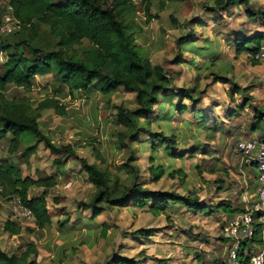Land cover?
<instances>
[{
    "label": "rangeland",
    "instance_id": "rangeland-1",
    "mask_svg": "<svg viewBox=\"0 0 264 264\" xmlns=\"http://www.w3.org/2000/svg\"><path fill=\"white\" fill-rule=\"evenodd\" d=\"M214 5L215 0H152L150 13L155 17L148 24L140 7L136 14L143 28L136 33L137 43L148 48L153 64L170 73L169 89L154 107L149 130L174 133L177 141L172 150L185 154L183 159L173 160L161 145H156L158 159L181 168L185 177L164 175L151 182L149 135L141 133L131 144L132 162L139 169L138 182L150 190L182 195L195 192L207 206L204 212L189 211L180 205L170 209L168 216H157L130 201L93 216L84 204L92 200L95 188L87 181L78 158L108 166L122 179L127 178L119 167L127 150L113 145L112 114L115 105L132 108L133 93L120 88L107 96L97 92L75 98L63 96L60 100L65 115L46 109L38 120L44 134L55 144L68 146L72 155L52 153L29 135H23L17 150L10 153L11 135L0 137V161L13 162L23 175L54 174L58 179L51 188L32 187L29 191L30 196H46L52 224L43 231L35 229L33 217L15 213L9 201L0 199L1 249L18 254L27 244H33L38 251L36 264H108L113 256L134 257L142 260L141 264H224L230 241H226L223 227L231 216L225 214L223 202L243 210L242 194H250L256 187L254 170L236 153V143L252 135L264 136V124L255 123L264 117V60L252 65L247 53L236 52L235 40L264 32L260 19L248 15L264 11V0H248V5L242 3L212 13ZM40 28L43 38H51L45 26ZM189 31V44L194 47L182 49L176 39ZM178 53L180 62L175 61ZM3 60L0 56V64ZM216 76L228 81H217ZM54 82L53 74L38 77L30 90L9 85L6 95L26 97L35 105L52 95ZM196 85L201 90L197 99L182 97L180 102L197 109L173 112L176 99L169 103L168 95L178 88ZM89 142L101 150L104 160L96 157ZM30 146L32 152L27 151ZM191 151L195 153L190 155ZM6 220L20 226L21 233L5 232ZM139 228L152 230L149 239L132 237L130 233Z\"/></svg>",
    "mask_w": 264,
    "mask_h": 264
},
{
    "label": "trees",
    "instance_id": "trees-1",
    "mask_svg": "<svg viewBox=\"0 0 264 264\" xmlns=\"http://www.w3.org/2000/svg\"><path fill=\"white\" fill-rule=\"evenodd\" d=\"M151 3L152 0H0V28L4 5L10 6V12L18 22L17 29L12 33L0 32V56L4 59L0 64V137L7 133L11 135L8 149L10 153L17 150L23 135H29L52 153L72 155L68 146L57 145L44 134L38 120L41 112L53 109L55 114L65 115L66 110L60 100L63 96L75 98L78 94L88 96L92 92L107 96L120 88L133 93V107L115 105L112 114V136L115 137L113 145L117 149L127 150L119 166L125 171L127 178L122 179L108 166L102 167L89 163L83 157L78 158L87 181L95 188L92 200L84 204L85 209L93 216L111 207L126 206L130 201L157 216H168L170 209L180 205L197 212H204L207 207L199 201L195 192L182 195L141 186L138 182L139 169L132 162L134 147L131 144L141 133H146L150 143L148 173L151 182L159 181L164 175L172 177L178 174L181 178L185 177L181 168H173L171 163H164L157 156L156 145H161L166 155L173 160L183 159V152L172 150L177 136L174 133L166 134L164 130H149L154 107L161 100L160 95L165 94L170 85V73L161 65L153 64L148 48H144L136 40V33L143 29L136 20L138 7L144 13V23L148 24L155 17L150 13ZM242 3L248 5V0H215L210 11L214 13L217 9H227ZM248 15L257 16L264 25V11L249 12ZM41 25L49 30L51 38L42 37ZM11 34V38L6 37ZM191 36L192 32L189 31L179 36L176 43L182 49L193 48V44H189ZM263 45L264 32L235 40L236 52L247 53L252 65L260 63L254 59V55ZM179 54L181 53H178L175 60L177 62L181 59ZM50 74L54 75L55 80L53 93L35 105L26 97L9 98L6 95L9 85L30 90L35 78ZM216 77L217 81H228L224 77ZM240 90L243 91V88ZM200 93L201 90L196 85L190 89L178 88L177 92L168 95L169 103L172 98L176 99L172 103L173 112H192L197 109L195 106L181 104L180 99L185 97L195 101ZM255 123L264 124V117ZM258 138L264 142V136ZM93 143L89 142L92 152L104 160L101 150ZM27 151L32 152L33 146L28 147ZM191 152L190 155L195 153ZM57 182L54 174L45 177L23 175L22 170L13 162L0 161V199L9 201L14 196L18 197L21 204L30 210L37 231L49 228L52 220L45 194L30 196L29 191L32 187L51 188ZM223 205L225 214L229 217L244 210L239 211L225 202ZM106 229L107 226L104 227L102 236ZM3 230L10 235L21 233V227L10 220L3 223ZM151 232V229L139 228L130 234L133 238L147 240ZM251 242L261 244L259 229ZM246 246L251 245L246 241L242 242V262H247L250 258V253L245 251ZM37 254V248L33 244H27L25 250L18 254L9 253L0 247V264H36ZM141 262L142 260L134 257L113 256L108 264Z\"/></svg>",
    "mask_w": 264,
    "mask_h": 264
},
{
    "label": "built area",
    "instance_id": "built-area-1",
    "mask_svg": "<svg viewBox=\"0 0 264 264\" xmlns=\"http://www.w3.org/2000/svg\"><path fill=\"white\" fill-rule=\"evenodd\" d=\"M10 11V6L4 5L0 30L5 34L12 33L18 27V22ZM254 59L264 60V45L254 55ZM235 151L254 169L257 183L252 193L242 194L245 209L229 218L224 224L223 233L230 241L224 264H264V142L252 135L239 140L236 143ZM9 202L15 213L28 218L32 217L30 210L21 204L18 197H12ZM257 229H259L261 244L259 249L254 250L255 243H252L251 240L256 235ZM244 241L251 245L245 250L250 253L247 262L240 260V248ZM197 264L207 263L198 262Z\"/></svg>",
    "mask_w": 264,
    "mask_h": 264
},
{
    "label": "crops",
    "instance_id": "crops-1",
    "mask_svg": "<svg viewBox=\"0 0 264 264\" xmlns=\"http://www.w3.org/2000/svg\"><path fill=\"white\" fill-rule=\"evenodd\" d=\"M253 169V168H252ZM254 170V169H253ZM255 173V172H254ZM255 181H256V183H257V179H256V174H255ZM227 242L229 241V239L228 240H226ZM228 244V243H227ZM259 249V244L258 243H255L254 244V247H253V249Z\"/></svg>",
    "mask_w": 264,
    "mask_h": 264
}]
</instances>
